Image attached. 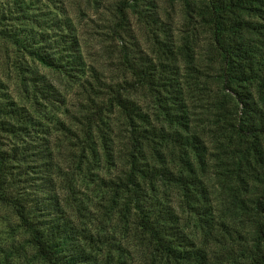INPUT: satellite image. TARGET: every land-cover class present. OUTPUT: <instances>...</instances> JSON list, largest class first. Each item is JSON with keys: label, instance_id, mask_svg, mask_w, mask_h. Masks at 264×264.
Segmentation results:
<instances>
[{"label": "trees", "instance_id": "trees-1", "mask_svg": "<svg viewBox=\"0 0 264 264\" xmlns=\"http://www.w3.org/2000/svg\"><path fill=\"white\" fill-rule=\"evenodd\" d=\"M117 1L119 21L124 6L140 11L137 0ZM183 1L185 18L206 28L210 61L198 63L195 26L174 34L151 9L159 51L124 54L129 77L111 84L86 65L67 14L47 1L0 0L17 79L14 92L0 79V202L43 264H264V0ZM34 62L82 77L89 106L69 122L43 109L61 93ZM132 87L148 99L129 97ZM189 89L207 96L198 117ZM204 118L214 151L192 122ZM56 132L76 153L66 169ZM210 176L241 227L213 216Z\"/></svg>", "mask_w": 264, "mask_h": 264}, {"label": "rangeland", "instance_id": "rangeland-1", "mask_svg": "<svg viewBox=\"0 0 264 264\" xmlns=\"http://www.w3.org/2000/svg\"><path fill=\"white\" fill-rule=\"evenodd\" d=\"M42 1L48 2L50 13H55L56 15L63 13L70 17L74 24L79 39V49L86 65L93 67L104 83L113 84L120 81L122 77H129L125 71L124 54L130 59L136 60L138 55L147 54L154 56L159 51L157 44L152 41V31H156L155 25H152L148 16L144 14L145 11H150L151 9H155L160 19L172 27L174 34L181 33L184 28L191 29V26H195L196 30L194 31H196L197 37L194 50L199 60L198 63L204 65L210 61V56L207 55L208 48L206 47L208 41L206 28L201 24H197L193 17L185 18L184 8H186V5L183 0H137V8L139 7L140 11L138 12L124 6L125 19L121 21L115 16L117 0ZM127 1L130 0H123L124 3H127ZM150 1L155 6L150 7L148 4ZM14 53L13 47L0 39V79L4 81L10 92H14L17 89V79L12 60ZM32 64H34V68L38 72L54 82L61 93L57 101L51 105L47 104L43 109L69 122L70 112H77L80 107L82 110L85 105L89 106L90 101L84 99L85 95L89 92L90 97L94 98V96L91 94L92 89L89 88L82 77L64 76L37 62ZM204 70L210 72L211 69L204 68ZM87 77L89 78V76ZM201 90L197 89L198 92H191L193 90L189 89L190 93L196 97H192V99L189 97L190 103H193L192 106L190 105L194 109L192 115L196 117L200 115L199 105L206 104L205 98L207 99L204 93H200ZM126 93L129 97L139 102L144 103L148 99L147 92L142 87L126 88ZM94 101L97 100L94 99ZM110 117L112 121H115L118 125L120 124L119 116L111 115ZM206 120L209 122L207 118L196 119L192 122L195 123V127L206 140L208 150L214 151L212 138L207 133L206 126H203L206 125ZM57 133H54V135ZM58 135L57 138L52 137L53 153L59 165H64L63 168L66 169L65 166L67 164L65 163L70 162V158L75 157L74 154L76 153H73L70 149L71 145L66 143V136L60 133ZM113 147L116 148L117 145H113ZM120 148L118 146V149ZM118 168L119 165H116L115 167H110L109 171L112 173ZM205 173H210V171ZM207 181L211 197L210 202L213 206V216L216 219H224L228 224H232L235 227H241V219L244 218L241 215L234 214L230 208H227L226 196L220 185L211 176ZM234 238L236 237L234 236ZM121 241L127 245V249L134 259V249L129 243V237ZM234 251L238 253L239 250L234 248ZM0 264H43L35 255L33 246L28 241L25 231L19 226L13 210L1 202Z\"/></svg>", "mask_w": 264, "mask_h": 264}]
</instances>
